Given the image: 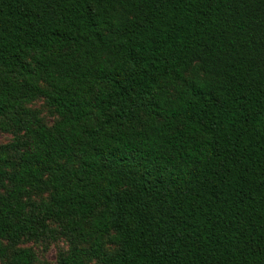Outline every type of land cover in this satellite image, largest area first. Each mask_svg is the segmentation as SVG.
<instances>
[{"label":"trees","instance_id":"trees-1","mask_svg":"<svg viewBox=\"0 0 264 264\" xmlns=\"http://www.w3.org/2000/svg\"><path fill=\"white\" fill-rule=\"evenodd\" d=\"M0 131L2 264H264V0H0Z\"/></svg>","mask_w":264,"mask_h":264},{"label":"rangeland","instance_id":"rangeland-1","mask_svg":"<svg viewBox=\"0 0 264 264\" xmlns=\"http://www.w3.org/2000/svg\"><path fill=\"white\" fill-rule=\"evenodd\" d=\"M29 107L39 109L47 123L51 124L53 122L55 117L52 116L51 110L46 106L43 100H38L30 104ZM11 141L12 136L10 134L2 133L0 131V145L8 144ZM46 198L47 194L33 196V200L35 202H39L40 200ZM52 227H55V224H52ZM19 247L31 249L35 253L37 257V262L35 264H57L60 255L67 252L69 248V241L63 236L55 235L52 238L39 240L25 239ZM0 264H2L1 259Z\"/></svg>","mask_w":264,"mask_h":264}]
</instances>
